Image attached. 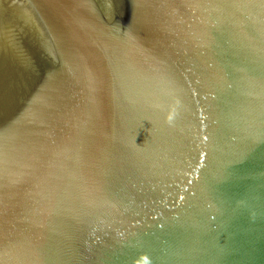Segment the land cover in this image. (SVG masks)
Wrapping results in <instances>:
<instances>
[{"label": "water", "instance_id": "water-1", "mask_svg": "<svg viewBox=\"0 0 264 264\" xmlns=\"http://www.w3.org/2000/svg\"><path fill=\"white\" fill-rule=\"evenodd\" d=\"M0 264H264V0H0Z\"/></svg>", "mask_w": 264, "mask_h": 264}]
</instances>
